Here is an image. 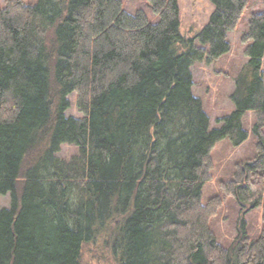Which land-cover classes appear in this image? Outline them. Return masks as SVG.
<instances>
[{
	"label": "trees",
	"instance_id": "16d2710c",
	"mask_svg": "<svg viewBox=\"0 0 264 264\" xmlns=\"http://www.w3.org/2000/svg\"><path fill=\"white\" fill-rule=\"evenodd\" d=\"M208 1L192 37L178 0H148L154 20L123 0L0 4V264H82L84 250L99 264H264V8L239 39L234 108L209 128L191 66L230 51L250 0ZM250 137L203 200L216 144ZM61 144L76 152L58 157ZM229 202L236 233L222 239Z\"/></svg>",
	"mask_w": 264,
	"mask_h": 264
},
{
	"label": "rangeland",
	"instance_id": "374dc122",
	"mask_svg": "<svg viewBox=\"0 0 264 264\" xmlns=\"http://www.w3.org/2000/svg\"><path fill=\"white\" fill-rule=\"evenodd\" d=\"M6 0H0L2 5ZM28 3H34L37 0H26ZM127 10L143 9L150 20L155 16L151 12L148 0H123ZM247 8L236 29L228 34L231 43L230 51L218 60L205 63L195 62L191 66L194 79L193 93L199 96L203 103V108L209 117V128L220 125V119L228 115L234 108L230 95L234 90V81L232 76L246 63V56L243 53V46L239 39L246 28V21L250 12L255 9L264 8V0H250ZM180 32L185 36H194L206 23L212 12V5L208 0H178ZM264 71V58H263ZM264 78V75H263ZM69 106L65 115L78 117L80 114L75 105L74 96L69 95ZM251 113L246 116V126L251 125ZM251 147V137L233 147L226 140L216 144L212 151L214 163L213 176L211 180L203 186L201 197L204 200L209 194L217 193V181L229 174L232 168V162L237 157L244 155ZM76 152V147L67 144H61L57 156L68 158ZM10 197L8 194L0 195V209L9 205ZM231 202L223 208L221 219L218 222V230L222 239H230L236 233V224L238 212ZM252 211V210H251ZM246 223L251 229V233L257 232L261 225V214L259 210H253L245 216ZM92 249V247H90ZM82 255V264H99L92 260L88 250H84ZM102 264V263H101Z\"/></svg>",
	"mask_w": 264,
	"mask_h": 264
}]
</instances>
